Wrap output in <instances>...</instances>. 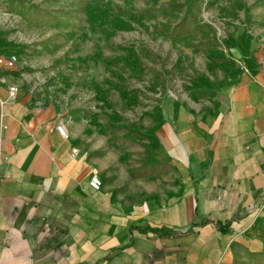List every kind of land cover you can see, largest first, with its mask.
Masks as SVG:
<instances>
[{
    "label": "crops",
    "instance_id": "1",
    "mask_svg": "<svg viewBox=\"0 0 264 264\" xmlns=\"http://www.w3.org/2000/svg\"><path fill=\"white\" fill-rule=\"evenodd\" d=\"M0 1V264H264L259 62L235 49L202 90L156 92L153 126L121 148L67 112L85 105Z\"/></svg>",
    "mask_w": 264,
    "mask_h": 264
},
{
    "label": "rangeland",
    "instance_id": "2",
    "mask_svg": "<svg viewBox=\"0 0 264 264\" xmlns=\"http://www.w3.org/2000/svg\"><path fill=\"white\" fill-rule=\"evenodd\" d=\"M6 5L25 11L28 38L43 55L44 68L57 73L62 101L85 105L67 112L92 117L98 140L121 148L137 149L153 126L156 92L202 90L209 77L232 67L235 49L260 64L264 56V0H9Z\"/></svg>",
    "mask_w": 264,
    "mask_h": 264
},
{
    "label": "built area",
    "instance_id": "3",
    "mask_svg": "<svg viewBox=\"0 0 264 264\" xmlns=\"http://www.w3.org/2000/svg\"><path fill=\"white\" fill-rule=\"evenodd\" d=\"M14 58L11 57L9 60L7 61H3L2 59H0V62H3L6 65H12V63L14 62ZM261 66L264 68V56L261 59ZM56 130L57 132L64 136L65 135V128L62 125H56ZM102 185V181L100 179V177L96 174L92 175L89 179V186L94 189V190H98Z\"/></svg>",
    "mask_w": 264,
    "mask_h": 264
}]
</instances>
